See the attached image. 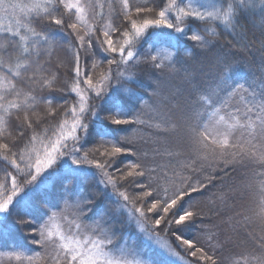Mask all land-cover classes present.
<instances>
[{
	"label": "trees",
	"instance_id": "trees-1",
	"mask_svg": "<svg viewBox=\"0 0 264 264\" xmlns=\"http://www.w3.org/2000/svg\"><path fill=\"white\" fill-rule=\"evenodd\" d=\"M0 20V264H80L40 233L65 213L120 264H264V0H0Z\"/></svg>",
	"mask_w": 264,
	"mask_h": 264
},
{
	"label": "rangeland",
	"instance_id": "rangeland-1",
	"mask_svg": "<svg viewBox=\"0 0 264 264\" xmlns=\"http://www.w3.org/2000/svg\"><path fill=\"white\" fill-rule=\"evenodd\" d=\"M33 2L43 4L46 0H32ZM4 22V21H3ZM0 20V25H1ZM7 26V25H6ZM3 26L2 28L6 27ZM58 149L57 144L49 145L44 148H40L36 150V159L40 163L50 164L52 161L51 156H53L54 152ZM60 216L64 217L65 220H69L74 216L65 214H57L53 215L47 225L41 228L40 233L42 234L43 240H56L57 247L62 250L63 253L69 254L71 259L78 261L80 264H120L122 262H117L113 259V257L106 253L102 248V243L96 240H91L87 236L81 237L75 235V231L70 229H64L60 226L59 220ZM146 240H150L147 237ZM163 252H166L164 246H162L158 240H152ZM10 256V257H9ZM6 258L9 257H17L15 253H10ZM8 258V259H9ZM176 264H185L181 263V261L177 258ZM187 264V263H186Z\"/></svg>",
	"mask_w": 264,
	"mask_h": 264
}]
</instances>
